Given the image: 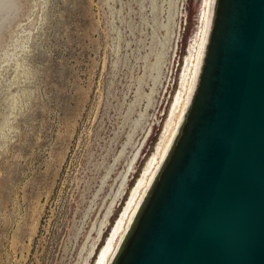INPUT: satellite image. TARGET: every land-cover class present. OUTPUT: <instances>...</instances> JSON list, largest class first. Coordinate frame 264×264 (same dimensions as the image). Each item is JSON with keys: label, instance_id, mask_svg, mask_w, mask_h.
Here are the masks:
<instances>
[{"label": "rangeland", "instance_id": "1", "mask_svg": "<svg viewBox=\"0 0 264 264\" xmlns=\"http://www.w3.org/2000/svg\"><path fill=\"white\" fill-rule=\"evenodd\" d=\"M193 11L0 0V264H95L162 135Z\"/></svg>", "mask_w": 264, "mask_h": 264}, {"label": "water", "instance_id": "2", "mask_svg": "<svg viewBox=\"0 0 264 264\" xmlns=\"http://www.w3.org/2000/svg\"><path fill=\"white\" fill-rule=\"evenodd\" d=\"M195 82L108 264H264V0H210Z\"/></svg>", "mask_w": 264, "mask_h": 264}, {"label": "bare ground", "instance_id": "3", "mask_svg": "<svg viewBox=\"0 0 264 264\" xmlns=\"http://www.w3.org/2000/svg\"><path fill=\"white\" fill-rule=\"evenodd\" d=\"M210 0H193V21L194 24L187 40V52L184 58V65L179 82V89L175 101L170 109L168 119L165 123L162 135L157 144L154 155L147 162L144 172L139 179L136 187L132 190L129 200L124 207L119 219L112 228L104 248L95 264H108L111 259L120 238L122 237L128 223L130 222L136 208L138 207L142 196L149 186L159 164L167 152L176 129L180 123L181 117L187 106L195 77L197 75L200 63L202 49L207 32L209 19ZM138 153V152H137ZM136 153L130 159L128 168L130 169L136 162ZM138 157V156H137Z\"/></svg>", "mask_w": 264, "mask_h": 264}]
</instances>
